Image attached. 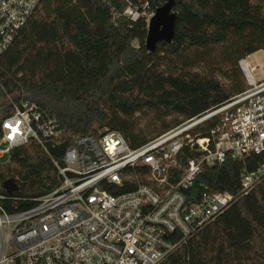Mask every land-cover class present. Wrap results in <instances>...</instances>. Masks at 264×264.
<instances>
[{
  "label": "trees",
  "instance_id": "trees-1",
  "mask_svg": "<svg viewBox=\"0 0 264 264\" xmlns=\"http://www.w3.org/2000/svg\"><path fill=\"white\" fill-rule=\"evenodd\" d=\"M166 4L173 34L148 52L147 17L130 21L123 11L152 15ZM260 50L264 0H40L0 55V102L24 94L61 134L45 142L47 150L34 142L11 150L0 163V194L13 179L17 208L31 207L59 183L52 159L81 135L114 131L136 148L222 106L246 88L238 61ZM218 118L191 135L208 137ZM261 162L228 157L202 168L194 188L227 192L233 201L162 264H264V178L239 195L241 172Z\"/></svg>",
  "mask_w": 264,
  "mask_h": 264
},
{
  "label": "built area",
  "instance_id": "built-area-1",
  "mask_svg": "<svg viewBox=\"0 0 264 264\" xmlns=\"http://www.w3.org/2000/svg\"><path fill=\"white\" fill-rule=\"evenodd\" d=\"M39 2L0 0V55ZM123 15L149 16L130 6ZM246 58L238 61L246 88L222 106L136 148L114 131L81 135L52 159L59 183L31 207L19 210L16 192L0 194V264H162L233 201L227 192L194 188L204 166L262 156L240 174L239 195L248 194L264 178V79L255 80ZM215 116L208 137L191 135ZM60 134L24 94L0 102V163L29 142L47 150Z\"/></svg>",
  "mask_w": 264,
  "mask_h": 264
},
{
  "label": "water",
  "instance_id": "water-1",
  "mask_svg": "<svg viewBox=\"0 0 264 264\" xmlns=\"http://www.w3.org/2000/svg\"><path fill=\"white\" fill-rule=\"evenodd\" d=\"M174 29L173 17L170 5L166 4L153 12L147 24V32L144 40V47L148 52H154L160 41H167L171 38ZM4 192L12 195L19 190L18 184L13 179L3 183Z\"/></svg>",
  "mask_w": 264,
  "mask_h": 264
},
{
  "label": "rangeland",
  "instance_id": "rangeland-1",
  "mask_svg": "<svg viewBox=\"0 0 264 264\" xmlns=\"http://www.w3.org/2000/svg\"><path fill=\"white\" fill-rule=\"evenodd\" d=\"M150 17L151 15L147 17V20H149ZM246 62L255 80L264 79V50H260L258 52L249 55L246 58Z\"/></svg>",
  "mask_w": 264,
  "mask_h": 264
}]
</instances>
